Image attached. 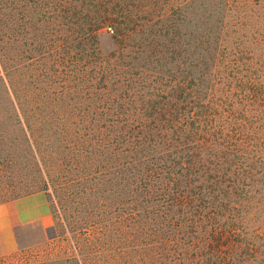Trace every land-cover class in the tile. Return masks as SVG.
<instances>
[{
	"label": "trees",
	"instance_id": "1",
	"mask_svg": "<svg viewBox=\"0 0 264 264\" xmlns=\"http://www.w3.org/2000/svg\"><path fill=\"white\" fill-rule=\"evenodd\" d=\"M0 73L48 264H264V0H0Z\"/></svg>",
	"mask_w": 264,
	"mask_h": 264
},
{
	"label": "rangeland",
	"instance_id": "2",
	"mask_svg": "<svg viewBox=\"0 0 264 264\" xmlns=\"http://www.w3.org/2000/svg\"><path fill=\"white\" fill-rule=\"evenodd\" d=\"M112 34V31L105 27L97 38L98 65L103 60H112L111 52L117 50L115 43L110 39ZM32 53L31 57L21 55L20 61H18L17 84H19L20 94L22 93L21 87L24 88V84L30 79L34 80V72L28 71L30 65L35 64L37 58L34 50L29 52V54ZM22 54H25V51ZM0 77V201H3L32 190L30 182L37 174L33 161L29 157H25L27 153L20 130L21 125L15 120L11 105L7 101L9 94L5 90L2 73H0ZM57 215V213L50 215L48 226H54L56 222L61 221L60 217H58L59 220L56 219ZM24 232L26 235L19 238L18 249L12 254L0 256V264H48V258H51L55 251L62 250V246L68 249L69 254L73 250L72 243L69 238H66L68 236L47 239L46 234L43 233L39 239H35V231L27 233V230H24ZM115 236L113 234L110 236V240L104 242V251L108 250L111 253L120 250L123 241Z\"/></svg>",
	"mask_w": 264,
	"mask_h": 264
},
{
	"label": "crops",
	"instance_id": "3",
	"mask_svg": "<svg viewBox=\"0 0 264 264\" xmlns=\"http://www.w3.org/2000/svg\"><path fill=\"white\" fill-rule=\"evenodd\" d=\"M49 222L48 203L41 191L0 201V256L18 249L19 238L26 235L24 230L35 231V239H39Z\"/></svg>",
	"mask_w": 264,
	"mask_h": 264
}]
</instances>
